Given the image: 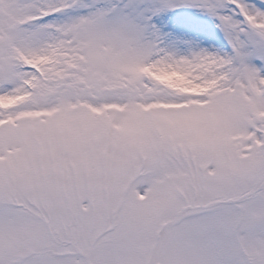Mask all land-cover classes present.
<instances>
[{
	"label": "snow or ice",
	"instance_id": "snow-or-ice-1",
	"mask_svg": "<svg viewBox=\"0 0 264 264\" xmlns=\"http://www.w3.org/2000/svg\"><path fill=\"white\" fill-rule=\"evenodd\" d=\"M0 264H264V0H0Z\"/></svg>",
	"mask_w": 264,
	"mask_h": 264
}]
</instances>
